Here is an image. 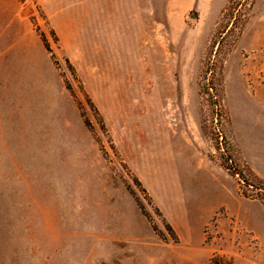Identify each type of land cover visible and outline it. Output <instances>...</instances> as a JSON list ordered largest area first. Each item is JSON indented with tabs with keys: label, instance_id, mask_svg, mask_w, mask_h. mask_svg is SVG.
Wrapping results in <instances>:
<instances>
[{
	"label": "rangeland",
	"instance_id": "1",
	"mask_svg": "<svg viewBox=\"0 0 264 264\" xmlns=\"http://www.w3.org/2000/svg\"><path fill=\"white\" fill-rule=\"evenodd\" d=\"M255 1L0 0V264H264V231L201 228L236 188L210 168L255 192L224 167Z\"/></svg>",
	"mask_w": 264,
	"mask_h": 264
},
{
	"label": "crops",
	"instance_id": "2",
	"mask_svg": "<svg viewBox=\"0 0 264 264\" xmlns=\"http://www.w3.org/2000/svg\"><path fill=\"white\" fill-rule=\"evenodd\" d=\"M218 1L220 4L216 7L217 15L227 0ZM257 2L259 5L255 8ZM254 13L259 17L264 13V0L255 1L250 17L254 18ZM260 32L264 33V29ZM234 105L235 108L230 111L231 138L240 159L256 176L264 180V96L258 92L251 96L240 93L235 99ZM210 171L220 182L229 184L233 181L236 188L233 195L227 194L224 200L212 207L201 228L216 216L213 232L229 230L236 234L238 231H243L256 242L258 231H264V203L261 200L243 196L238 182L222 168L215 166L210 168ZM220 186L223 187V183H220Z\"/></svg>",
	"mask_w": 264,
	"mask_h": 264
},
{
	"label": "trees",
	"instance_id": "3",
	"mask_svg": "<svg viewBox=\"0 0 264 264\" xmlns=\"http://www.w3.org/2000/svg\"><path fill=\"white\" fill-rule=\"evenodd\" d=\"M229 160L230 157H229ZM225 169L228 170V172L234 176H237L239 182L243 187H247V189H252L255 190L254 193H248L246 190L241 189L240 192L243 196L247 198H257V197H262L264 198V180L256 176L250 169L243 171V169H240L239 167H235L232 165V161L230 164H225L224 165ZM251 187V188H250ZM170 229V227L168 226ZM221 257L213 256L212 260L209 262V264H229V261H223L221 260Z\"/></svg>",
	"mask_w": 264,
	"mask_h": 264
}]
</instances>
